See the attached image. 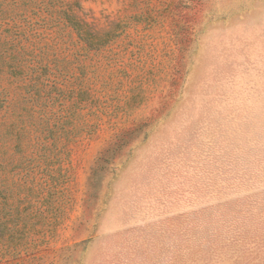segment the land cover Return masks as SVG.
<instances>
[{"label":"rangeland","instance_id":"rangeland-1","mask_svg":"<svg viewBox=\"0 0 264 264\" xmlns=\"http://www.w3.org/2000/svg\"><path fill=\"white\" fill-rule=\"evenodd\" d=\"M0 264H264V0H0Z\"/></svg>","mask_w":264,"mask_h":264}]
</instances>
